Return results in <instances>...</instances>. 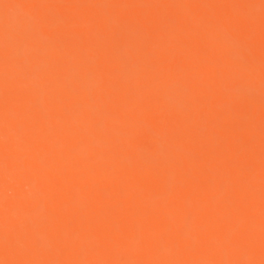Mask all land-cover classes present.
Segmentation results:
<instances>
[{
	"label": "bare ground",
	"instance_id": "1",
	"mask_svg": "<svg viewBox=\"0 0 264 264\" xmlns=\"http://www.w3.org/2000/svg\"><path fill=\"white\" fill-rule=\"evenodd\" d=\"M231 3L118 0L117 7L152 36L156 74L135 85L110 81L106 133L96 137L70 130L78 126L72 117L80 97L64 79L68 57H105L96 0H58L75 27L70 33L45 30L64 53L49 57L39 75L17 65L11 48L36 38L17 31L13 10L36 16L40 0H0V166L7 164L11 174L5 182L0 168V185L6 184L0 186V239L23 232L31 185L43 194L49 233L67 237L47 251L0 246V264H264V14L250 25L255 95L231 104L235 71L228 51L198 23L209 8L223 13ZM163 19L177 21L175 37L159 27ZM169 73L185 74L201 99L191 124L171 117L190 153L181 188L193 226L189 241L174 232L175 199L160 191L152 168L130 147L139 146L137 129L149 114L164 108ZM38 92L45 97L42 111L34 108ZM8 112L26 118L29 131L19 142L5 139Z\"/></svg>",
	"mask_w": 264,
	"mask_h": 264
},
{
	"label": "clouds",
	"instance_id": "2",
	"mask_svg": "<svg viewBox=\"0 0 264 264\" xmlns=\"http://www.w3.org/2000/svg\"><path fill=\"white\" fill-rule=\"evenodd\" d=\"M57 3L58 0H40L36 16H30L19 8L12 12L17 31L32 34L36 38L31 43H15L11 48V55L17 65L37 75L46 70L49 57L64 53L63 47L57 48L46 37L45 30L70 33L75 27V21L66 18ZM117 4L118 0H96L99 30L105 36L104 59L76 60L68 57V71L64 79L80 97L76 113L72 117L73 123L78 126H69L73 132L93 133L96 137H102L106 133V105L109 100L107 85L112 79L119 78L128 85H135L152 79L156 74L152 36L139 24L132 22ZM180 12L184 16L191 15L190 9L183 5L180 6ZM261 14H264V0L259 3H254L253 0H232L227 12L216 13L209 8L204 18L198 21L228 51L235 71L229 104L233 100L251 99L255 95L256 89L252 83L250 25ZM159 27L170 37L177 35L175 20L163 19L159 22ZM159 94L158 92L157 95ZM162 94L164 108L160 109L158 106L156 112L149 114V119L137 129L139 146L130 147L139 162L152 168L160 191L175 199L177 215L174 232L189 241L193 239V226L181 188L184 183L183 164L189 160L190 153L172 129L171 117L178 116L183 122L191 124L193 113L201 107V99L193 82L181 73L167 74ZM44 105L45 97L38 92L34 108L42 111ZM85 117L87 120H84ZM5 119L10 132V136L5 139L19 142L29 131L25 116L8 112ZM81 121L83 127L79 126ZM0 168L3 170L4 181L11 179L8 165ZM28 195L31 208L26 214L23 232L14 239H0V246L9 251L25 253L31 249L47 251L56 244L64 243L66 236L50 234L47 230L45 222L49 212L43 194L35 185H31ZM224 243L230 245L232 241L226 239ZM161 251L168 252L169 249L162 244Z\"/></svg>",
	"mask_w": 264,
	"mask_h": 264
}]
</instances>
